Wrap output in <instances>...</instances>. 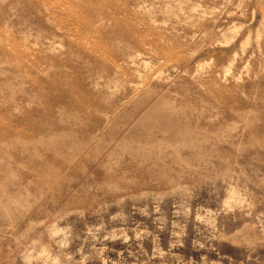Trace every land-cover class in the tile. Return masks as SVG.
Here are the masks:
<instances>
[{
  "label": "rangeland",
  "instance_id": "1",
  "mask_svg": "<svg viewBox=\"0 0 264 264\" xmlns=\"http://www.w3.org/2000/svg\"><path fill=\"white\" fill-rule=\"evenodd\" d=\"M0 264H264V0H0Z\"/></svg>",
  "mask_w": 264,
  "mask_h": 264
}]
</instances>
